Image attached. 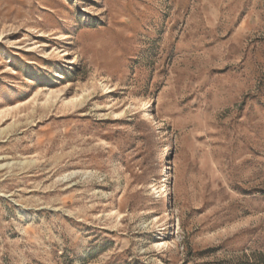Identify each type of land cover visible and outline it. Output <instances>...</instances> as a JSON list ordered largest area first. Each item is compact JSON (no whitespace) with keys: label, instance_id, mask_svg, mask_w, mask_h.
<instances>
[{"label":"rangeland","instance_id":"1","mask_svg":"<svg viewBox=\"0 0 264 264\" xmlns=\"http://www.w3.org/2000/svg\"><path fill=\"white\" fill-rule=\"evenodd\" d=\"M0 264H264V0H0Z\"/></svg>","mask_w":264,"mask_h":264}]
</instances>
